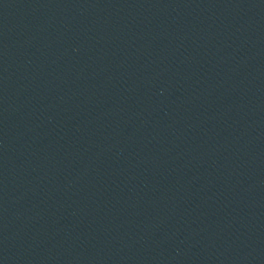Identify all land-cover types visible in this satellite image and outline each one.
I'll use <instances>...</instances> for the list:
<instances>
[{"label":"water","instance_id":"obj_1","mask_svg":"<svg viewBox=\"0 0 264 264\" xmlns=\"http://www.w3.org/2000/svg\"><path fill=\"white\" fill-rule=\"evenodd\" d=\"M0 264H264V0H0Z\"/></svg>","mask_w":264,"mask_h":264}]
</instances>
